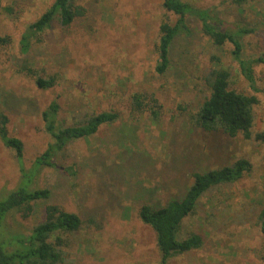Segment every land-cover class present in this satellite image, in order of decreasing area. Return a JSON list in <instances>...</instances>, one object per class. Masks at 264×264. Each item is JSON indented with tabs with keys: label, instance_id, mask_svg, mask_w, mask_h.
<instances>
[{
	"label": "rangeland",
	"instance_id": "1",
	"mask_svg": "<svg viewBox=\"0 0 264 264\" xmlns=\"http://www.w3.org/2000/svg\"><path fill=\"white\" fill-rule=\"evenodd\" d=\"M55 0H0V33L12 42L0 49V112L9 119V136L24 144L29 169L52 142L41 118L51 102L61 105L60 120L71 125L85 115L116 112L119 120L103 126L89 139L73 142L57 159L58 168H45L38 187L49 188L48 201L35 205L33 215L13 214L11 227L26 235L45 219V207L59 206L83 221L77 232L64 235L62 264H160L156 235L138 217L144 204L163 206L181 199L193 174L246 159L252 170L239 182L207 192L194 214L182 224L181 238L198 234L201 248L178 255L168 264H262L264 236L258 222L264 210V143L231 139L194 129L190 116L209 96L203 76L211 56L231 71V89L254 92L238 72L233 47L220 48L189 19L191 33H181L171 45V66L156 72L159 29L176 17L163 0H83L87 13L70 27L55 21L28 55L18 42ZM210 9L226 24H242L255 32L244 40L245 55L264 52V0H251L238 9L230 0H182ZM43 75H56L57 85L39 89L20 72L23 61ZM264 90V65L255 68ZM154 96L160 108L131 111V96ZM254 108V134L264 127V94ZM75 165V176L64 167ZM22 181L16 153L0 139V197ZM91 221L94 224L88 222Z\"/></svg>",
	"mask_w": 264,
	"mask_h": 264
},
{
	"label": "trees",
	"instance_id": "2",
	"mask_svg": "<svg viewBox=\"0 0 264 264\" xmlns=\"http://www.w3.org/2000/svg\"><path fill=\"white\" fill-rule=\"evenodd\" d=\"M83 0H55L53 4L22 33L18 42L22 55H28L36 43L43 40V35L55 21L62 27H70L77 19L83 18L87 11L79 3ZM238 9H243L251 0H230ZM163 8L174 15L175 23L165 20L159 29L157 46L158 61L156 72L165 74L171 66V45L181 33L190 34L189 19L200 23L201 31L214 46L223 48L231 45V56L238 64V72L254 92L247 95L231 89V71L218 56H211L212 67L203 76L209 96L193 113L189 120L194 129L210 134H222L231 139L242 136L245 140L255 139L264 143V127L254 134V108L259 104L258 93L264 90L257 85L255 67L264 65V52L259 56L245 55L244 40L255 30L242 24H226L210 9L197 8L182 0H163ZM10 36L0 33V49L10 46ZM20 72L34 79L42 90L54 88L58 83L56 75H43L35 70L30 61L25 59ZM157 99L152 95L134 93L131 96V111L141 114L151 111L154 117L159 114ZM61 105L53 101L42 113L46 133L52 142L27 169L24 164V144L21 140L9 136V119L0 112V139L3 145L14 151L18 159L21 184L16 189L0 197V264H62L65 262L63 247L67 241L64 235L80 230L83 221L74 213L62 210L59 206L45 207V219L36 224L28 235L11 227L9 219L13 214H20L23 219L30 218L39 202L48 201L52 192L49 188H40L37 179L45 168H58V157L75 141L89 139L101 127L110 126L119 120L116 112H101L85 115L81 120L64 124L59 116ZM66 173L75 176V165L64 167ZM252 170L251 163L239 159L232 164L206 172L193 174V183L184 192L181 199H172L163 206L144 204L138 217L141 222L152 228L156 235V245L161 254L160 264H168L175 256L199 249L203 239L198 234L181 238L182 224L195 213L201 198L209 191L224 185L239 182ZM94 224L91 219L88 221ZM258 222L264 236V210L258 215ZM264 264V252L262 256Z\"/></svg>",
	"mask_w": 264,
	"mask_h": 264
}]
</instances>
